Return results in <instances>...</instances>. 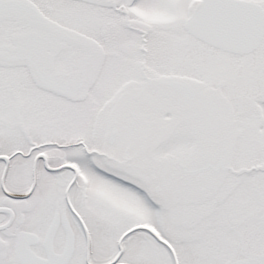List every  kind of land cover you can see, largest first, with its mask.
I'll return each instance as SVG.
<instances>
[{
	"label": "snow or ice",
	"instance_id": "snow-or-ice-1",
	"mask_svg": "<svg viewBox=\"0 0 264 264\" xmlns=\"http://www.w3.org/2000/svg\"><path fill=\"white\" fill-rule=\"evenodd\" d=\"M0 264H264V0H0Z\"/></svg>",
	"mask_w": 264,
	"mask_h": 264
}]
</instances>
